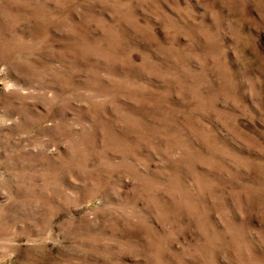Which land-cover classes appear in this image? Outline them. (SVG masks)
<instances>
[{
  "label": "rangeland",
  "instance_id": "1",
  "mask_svg": "<svg viewBox=\"0 0 264 264\" xmlns=\"http://www.w3.org/2000/svg\"><path fill=\"white\" fill-rule=\"evenodd\" d=\"M0 264H264V0H0Z\"/></svg>",
  "mask_w": 264,
  "mask_h": 264
}]
</instances>
